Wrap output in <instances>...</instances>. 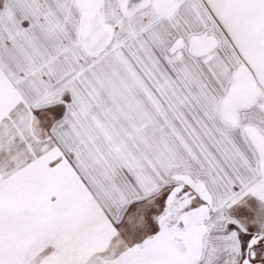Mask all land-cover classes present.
<instances>
[{"label": "snow or ice", "instance_id": "1", "mask_svg": "<svg viewBox=\"0 0 264 264\" xmlns=\"http://www.w3.org/2000/svg\"><path fill=\"white\" fill-rule=\"evenodd\" d=\"M0 264H264V0H0Z\"/></svg>", "mask_w": 264, "mask_h": 264}]
</instances>
